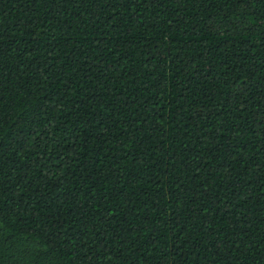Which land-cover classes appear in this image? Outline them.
<instances>
[{
    "label": "trees",
    "instance_id": "trees-1",
    "mask_svg": "<svg viewBox=\"0 0 264 264\" xmlns=\"http://www.w3.org/2000/svg\"><path fill=\"white\" fill-rule=\"evenodd\" d=\"M0 264H264V0H0Z\"/></svg>",
    "mask_w": 264,
    "mask_h": 264
}]
</instances>
